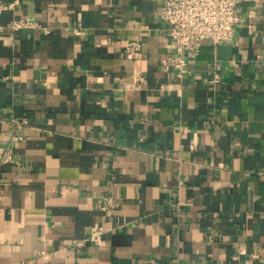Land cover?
Instances as JSON below:
<instances>
[{
    "label": "crops",
    "instance_id": "0c3cea01",
    "mask_svg": "<svg viewBox=\"0 0 264 264\" xmlns=\"http://www.w3.org/2000/svg\"><path fill=\"white\" fill-rule=\"evenodd\" d=\"M13 1L0 15V264H264V0L254 28L239 3L233 37L203 40L182 75L160 65L174 53L161 0ZM23 15L39 25L12 32Z\"/></svg>",
    "mask_w": 264,
    "mask_h": 264
},
{
    "label": "built area",
    "instance_id": "2783aa9c",
    "mask_svg": "<svg viewBox=\"0 0 264 264\" xmlns=\"http://www.w3.org/2000/svg\"><path fill=\"white\" fill-rule=\"evenodd\" d=\"M243 1L253 3L247 8L246 18L247 25L254 28L256 25L254 19L257 13L254 3L259 0H161L159 17L165 22L174 45V53L160 59L161 67L165 70L172 69L182 75L187 71L188 52L197 53L203 40L216 43L231 39L235 25L241 18L238 5ZM13 4V0H0V15ZM38 25L36 20L28 15H23L13 18L9 27L14 32L21 27ZM2 27L0 22V30ZM141 45L138 39L129 40L126 44L127 55L131 56L134 51L140 50ZM259 56L264 62V54H259ZM217 67L215 66L211 72L209 80L212 83L220 81L221 76ZM14 120L18 125L26 123L24 118ZM2 160H14L11 147L4 150ZM116 204L117 202L111 195H105L100 207L103 210L111 211ZM170 206L179 210L181 201H172ZM103 232L104 227L99 222H94L90 227L88 239L96 244H102ZM37 253L46 256L48 252L45 249H40L37 250Z\"/></svg>",
    "mask_w": 264,
    "mask_h": 264
}]
</instances>
